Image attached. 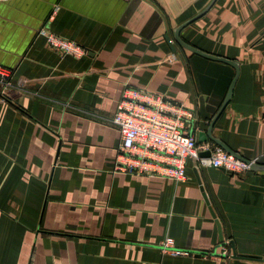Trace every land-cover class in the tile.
<instances>
[{"label": "crops", "instance_id": "obj_1", "mask_svg": "<svg viewBox=\"0 0 264 264\" xmlns=\"http://www.w3.org/2000/svg\"><path fill=\"white\" fill-rule=\"evenodd\" d=\"M210 1L0 0V65L13 73L0 84V264H264V170L189 159L175 181L115 169L126 83L190 110L197 140L207 131L236 69L174 33ZM43 27L86 53L59 54ZM179 36L238 63L211 132L264 164V0H215Z\"/></svg>", "mask_w": 264, "mask_h": 264}, {"label": "built area", "instance_id": "obj_2", "mask_svg": "<svg viewBox=\"0 0 264 264\" xmlns=\"http://www.w3.org/2000/svg\"><path fill=\"white\" fill-rule=\"evenodd\" d=\"M40 33L47 45L61 55L79 58L86 53L83 45L46 27L41 28ZM12 74L9 68L0 65L3 90L12 85ZM191 116V111L180 103L126 83L112 116L121 137L115 169L179 181L187 177L189 159L196 168L215 167L235 175H244L251 170V163L260 161L259 156L246 161L216 144L198 142L196 135L185 126V118ZM207 150L210 155L201 156V152ZM171 245L172 239L167 237L163 246ZM221 248L220 256L230 255L226 245Z\"/></svg>", "mask_w": 264, "mask_h": 264}, {"label": "water", "instance_id": "obj_3", "mask_svg": "<svg viewBox=\"0 0 264 264\" xmlns=\"http://www.w3.org/2000/svg\"><path fill=\"white\" fill-rule=\"evenodd\" d=\"M215 0H211L208 5L203 9L201 10L200 12H198L196 15H194L193 17L189 18L188 20H186L185 22H183L182 24H180L179 26L176 27L175 29V39L176 41L181 44L182 46L192 50L193 52L197 53V54H200L202 56H205L207 58H211V59H215V60H220V61H223V62H226V63H229L231 64L232 66L235 67L236 69V75L234 76L229 88H228V91L224 97V100L221 104V106L219 107V109L217 110V112L214 114V116L212 117L210 123H209V126H208V129L206 132H200L199 133V137H198V141L199 142H204V141H207L208 139L211 140L214 144L222 147L224 150H226L227 152L235 155L236 157L238 158H241L243 160H246L248 161L247 158L243 157L240 153L236 152L235 150L231 149L229 146H227L224 142H222L220 139L216 138L215 136L212 135V128H213V125L215 123V121L217 120V118L221 115V113L223 112V110L225 109V107L227 106V104L229 103L231 97H232V93H233V87L235 85V82L237 80V77L239 75V65L238 63L235 61V60H231L229 58H225V57H222V56H218V55H214V54H209V53H205L195 47H193L192 45L184 42L180 36H179V33L181 31V29L186 26L187 24H189L190 22H192L193 20L197 19L198 17L202 16L211 6L212 4L214 3ZM168 38V37H167ZM168 42L170 43V40L168 39ZM171 47L173 48V45L170 43ZM210 155V151L207 150V151H204V152H201V156H209ZM250 168L251 170H264V164L262 163H259V162H253L251 163L250 165ZM206 197V195H205ZM226 256V255H224ZM231 257H236V254L235 252H233V254H231ZM263 262H264V259H263ZM220 264H225V261H222Z\"/></svg>", "mask_w": 264, "mask_h": 264}]
</instances>
